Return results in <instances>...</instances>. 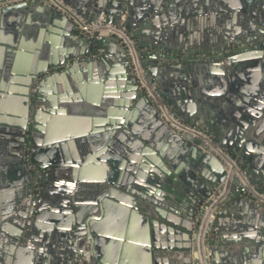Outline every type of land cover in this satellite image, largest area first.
Here are the masks:
<instances>
[{
	"label": "water",
	"instance_id": "obj_1",
	"mask_svg": "<svg viewBox=\"0 0 264 264\" xmlns=\"http://www.w3.org/2000/svg\"><path fill=\"white\" fill-rule=\"evenodd\" d=\"M62 1L87 22L126 14L165 105L264 189V0ZM129 71L119 42L50 6L0 10V264H202L196 208L226 172ZM234 192L207 260L264 264V206Z\"/></svg>",
	"mask_w": 264,
	"mask_h": 264
},
{
	"label": "built area",
	"instance_id": "obj_2",
	"mask_svg": "<svg viewBox=\"0 0 264 264\" xmlns=\"http://www.w3.org/2000/svg\"><path fill=\"white\" fill-rule=\"evenodd\" d=\"M31 1L34 0H0V10ZM37 1L43 5L50 6L61 16L72 22L77 37L89 40L111 38L119 42L127 53L129 73L133 84L137 86L139 92L149 99L172 134L196 139L200 142V147L204 152L217 158L222 164L226 172L225 180L217 188L213 189L209 198L197 205L193 223V234L196 233V240L192 239V244L196 243L202 246L204 249L203 257L201 258L202 264H209L207 260L208 243L213 239L211 230L218 214L225 209L230 199L236 195L234 190L238 191L245 199L264 206V189L250 182L246 171L241 169L240 165L232 159L230 154L213 143L207 130L198 124L187 125L183 123L165 105L151 84L146 80L140 50L135 46L133 34L125 26L126 14L121 16V21L117 25L109 24L103 14L96 21L87 22L86 19L82 18L62 0ZM93 58H97V56Z\"/></svg>",
	"mask_w": 264,
	"mask_h": 264
},
{
	"label": "flooded vegetation",
	"instance_id": "obj_3",
	"mask_svg": "<svg viewBox=\"0 0 264 264\" xmlns=\"http://www.w3.org/2000/svg\"><path fill=\"white\" fill-rule=\"evenodd\" d=\"M237 5L239 6H242L240 3H237ZM258 9H260V6H258ZM236 46L233 47V49L235 48ZM37 173L36 170L33 171V174ZM44 183L41 181V183L39 184H35V188H34V191H37V197L41 194L42 192V187H43Z\"/></svg>",
	"mask_w": 264,
	"mask_h": 264
},
{
	"label": "bare ground",
	"instance_id": "obj_4",
	"mask_svg": "<svg viewBox=\"0 0 264 264\" xmlns=\"http://www.w3.org/2000/svg\"><path fill=\"white\" fill-rule=\"evenodd\" d=\"M199 247H200V252H201V254H202V257H203V251H204V249L202 248L201 245H200Z\"/></svg>",
	"mask_w": 264,
	"mask_h": 264
}]
</instances>
